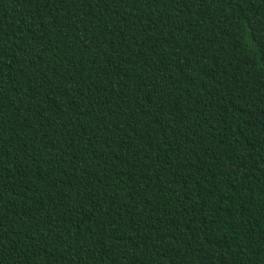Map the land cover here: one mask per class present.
I'll list each match as a JSON object with an SVG mask.
<instances>
[{
    "label": "trees",
    "instance_id": "16d2710c",
    "mask_svg": "<svg viewBox=\"0 0 264 264\" xmlns=\"http://www.w3.org/2000/svg\"><path fill=\"white\" fill-rule=\"evenodd\" d=\"M0 264H264V0H0Z\"/></svg>",
    "mask_w": 264,
    "mask_h": 264
}]
</instances>
